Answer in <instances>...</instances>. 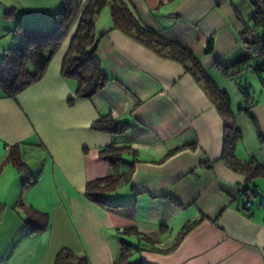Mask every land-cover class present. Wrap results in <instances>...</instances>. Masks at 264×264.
<instances>
[{"label": "crops", "instance_id": "0c3cea01", "mask_svg": "<svg viewBox=\"0 0 264 264\" xmlns=\"http://www.w3.org/2000/svg\"><path fill=\"white\" fill-rule=\"evenodd\" d=\"M79 1L83 8L90 2ZM122 1L144 28L190 49L228 95L227 77L240 72L260 78L263 86L257 89L246 78L248 101L242 97L236 107L229 97L242 133L235 155L264 167V140L254 122L264 137V72L253 71L239 37L251 28L264 34L254 27L249 0ZM39 4L46 14L27 10V25L47 26L55 19L58 9L51 11L52 0ZM12 9L14 17L5 19L17 21L18 8ZM104 11L106 21L98 17L95 31L111 82L94 98L76 99L78 83L62 75L77 23L40 81L16 99L0 88V264H55L64 248L87 257L89 264H115L123 242L131 245L133 263L264 264V206L256 197L264 196V175L249 182L247 174L222 158L226 120L204 85L181 63L114 29L111 6ZM210 39L213 52L206 54ZM15 41L10 38L3 51ZM247 107L254 120L244 111ZM109 114L129 124V131L92 130ZM111 145L127 148L124 163L116 168L100 157ZM13 154L26 167L15 165ZM132 164L130 179L106 195L112 207L88 199L89 182L126 176ZM27 177L37 183L24 188ZM254 186L257 194L246 208L243 192ZM29 221L46 228L29 233ZM194 222L174 247L183 227ZM125 233L135 235L134 241Z\"/></svg>", "mask_w": 264, "mask_h": 264}, {"label": "trees", "instance_id": "16d2710c", "mask_svg": "<svg viewBox=\"0 0 264 264\" xmlns=\"http://www.w3.org/2000/svg\"><path fill=\"white\" fill-rule=\"evenodd\" d=\"M249 2L255 8L254 27L264 29V0H249ZM108 5L111 6L114 29L132 36L158 55L181 63L187 72L204 85L226 120L222 158L228 166L234 171L247 174L249 182H252V179L259 175H264V167L255 160L242 161L235 155L236 146L242 140V133L235 124L229 95L218 88L190 49L178 42L170 41L160 36L151 29L144 28L134 12L122 0H90L85 8H83L79 0H63L61 10L55 16L51 29H28L23 24H19L15 29L18 40L12 48L4 53L3 60L0 62V88L6 97L16 99L19 94L44 77L50 63L76 23L78 24L77 30L71 39L70 48L62 67V75L64 78L75 80L78 83L76 99H92L102 92L110 84L111 80L102 68L99 57L101 37L96 36L95 28L97 18ZM14 13V10L8 11L6 19H12L15 15ZM248 31H255L257 37L264 44V34L257 33L254 28L245 30L243 33ZM213 48L214 42L213 39H210L206 46V54H211ZM220 67L223 72H227V68L221 65ZM251 67L258 75L264 72V62L257 66L251 65ZM246 92L244 91L243 95L248 101V90ZM74 101L75 99L69 100V105L72 106ZM244 111L254 120L251 108L247 107ZM254 122L260 139L264 140L260 127L255 120ZM129 129V124L115 119L111 114L100 117L92 125V130L111 135H124ZM126 151L127 148L125 147L111 145L101 150L100 157L116 168L124 163ZM11 161L21 169L26 167L15 154L12 155ZM133 167L134 165L132 164L131 170L126 176L114 174L89 182L86 187V196L89 200L103 207H112L108 203L106 195L116 190L123 181L130 179ZM36 183L37 178L30 179V177H27L24 180V188ZM256 188V186L253 188L246 187L243 194H257ZM197 224L198 222H194L185 225L181 231L180 239L174 247H177ZM28 228L29 233H37L44 230L46 225L45 223H36L34 225V223L29 221ZM127 231L130 232L131 229L125 230V232ZM122 245L121 255L115 264H145L143 262H130L131 245L126 242H123ZM151 249L155 251L153 247ZM55 264H89V261L87 257L77 256L71 249L64 248L58 253Z\"/></svg>", "mask_w": 264, "mask_h": 264}, {"label": "rangeland", "instance_id": "374dc122", "mask_svg": "<svg viewBox=\"0 0 264 264\" xmlns=\"http://www.w3.org/2000/svg\"><path fill=\"white\" fill-rule=\"evenodd\" d=\"M39 2H43V0H0V62L3 60V55H4V46H6L8 40L11 38L12 41L14 42L16 40V35L15 33L13 34H9L11 30L16 29V27L18 26V24H21L22 22H25V20H27L28 22H31L29 15H27L28 13H26V11H33V10H41L40 12L46 14L47 10H43L39 4ZM63 1H55L52 0V12H54L55 10H57V14L60 12L61 7H62V3ZM13 7L18 8L17 9V21H8L6 20V13L10 10H14L12 9ZM50 8V9H51ZM105 9V8H104ZM104 9L101 11L99 17H101V21L105 22L106 21V11H104ZM15 11V10H14ZM27 11V12H28ZM49 11V9H48ZM26 16V17H25ZM26 18V19H25ZM98 19V18H97ZM108 19V16H107ZM55 20V19H54ZM54 20L51 21V23H49L47 26L44 25H30V24H24V26L28 29H39V30H49L52 28ZM44 26V27H43ZM8 34V35H7ZM4 35V36H3ZM2 36V37H1ZM10 36V38H9ZM6 38V39H5ZM18 40V38H17ZM16 40V41H17ZM15 41V42H16ZM246 73V72H245ZM252 77H254V74L250 73V74H244L242 75V73H235L234 75H231L229 77H227V81L225 84L226 88H228V93L230 95V97L233 98V104L234 106H239V104L241 103V101H243L244 99L242 97H244L243 92L245 91V93H247V90L243 89H247L248 85L247 82L249 83V85H254V87H256V89L258 88V86H263L262 82L260 80V78H258V76L256 77V79H252ZM247 78V80H246ZM223 84V83H222ZM243 88V89H242ZM250 88V87H249ZM242 89V90H241ZM251 90V88H250ZM253 90V87H252ZM236 92L237 94L239 93L240 97L236 96V94L234 93ZM242 99V100H241ZM29 162H33L32 159H29ZM34 164V163H32ZM258 198H255V201ZM258 203L259 200L257 201ZM124 237L130 238L131 241H134V238L136 237L135 235H127L122 234Z\"/></svg>", "mask_w": 264, "mask_h": 264}, {"label": "built area", "instance_id": "2783aa9c", "mask_svg": "<svg viewBox=\"0 0 264 264\" xmlns=\"http://www.w3.org/2000/svg\"><path fill=\"white\" fill-rule=\"evenodd\" d=\"M240 41L243 51L252 66H257L264 62V44L261 39L257 37L255 31H248L240 34ZM247 202L245 207L251 206L253 199L252 193H247Z\"/></svg>", "mask_w": 264, "mask_h": 264}, {"label": "water", "instance_id": "95a60500", "mask_svg": "<svg viewBox=\"0 0 264 264\" xmlns=\"http://www.w3.org/2000/svg\"><path fill=\"white\" fill-rule=\"evenodd\" d=\"M256 197H258V198L260 199V203L262 204V206H264V196L261 195L260 193H258V194L256 195Z\"/></svg>", "mask_w": 264, "mask_h": 264}]
</instances>
